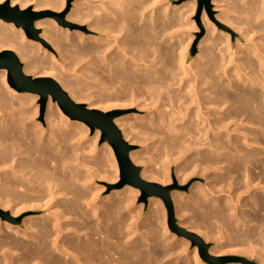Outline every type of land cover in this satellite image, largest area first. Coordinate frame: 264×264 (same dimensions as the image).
Returning <instances> with one entry per match:
<instances>
[{
  "label": "bare ground",
  "instance_id": "obj_1",
  "mask_svg": "<svg viewBox=\"0 0 264 264\" xmlns=\"http://www.w3.org/2000/svg\"><path fill=\"white\" fill-rule=\"evenodd\" d=\"M5 1L0 0V3ZM86 1L97 4H75L67 21L89 23L90 32L106 33V39L69 32L57 27L51 19L38 21L35 27L43 29L40 41L56 50L62 61L60 64L59 57L40 53L42 43L25 41L23 33H20L21 40L18 39L12 25L0 21V51L14 47L20 61L25 62V74L63 80L62 89H72L69 96L77 103L84 100L80 94L84 95V90L90 87L82 88L68 76L69 71L78 66L84 78L98 79L104 110L118 102L127 103L128 107L136 106L139 110H151L155 118L153 127L157 128L149 129L147 133L159 136L162 148L169 156L188 161L181 180L186 181L194 173L211 178L207 187L199 184L187 196L172 194L178 215L185 218L190 210H194L201 212L206 221L240 225L254 219L264 227V0H243L245 7L240 16H247L244 21L240 16L238 20L247 29L236 28L243 30L245 39L252 38L251 32L259 37L257 41L253 40L255 37L250 39L253 44L244 58V55L233 57L230 48L224 44V54H215L211 48L206 52L202 49V55L198 56L202 61L197 60L192 71L186 66V56L178 52L179 47H166L165 42L160 43L166 31L157 24L161 21L143 18L142 13L150 7V0ZM65 2L12 0L11 4L16 7L20 3L21 10H30V3H35V11L51 9L58 13ZM224 2L214 0L219 6ZM222 7L218 20L232 25L235 19L232 21L226 13L227 8ZM216 40L214 37L211 42ZM207 41L205 39L203 45ZM6 76L7 71L2 70L3 84ZM8 91L0 85L2 206L10 209L13 216L25 211L49 213L44 218L25 220L22 227L0 222V264H165L162 260L167 257H179L181 251L168 246V242L162 244L165 245L164 253L159 249L156 251L161 246V239L154 241V248L146 238L135 242L130 223L134 199L132 187L122 192L124 194L117 191L106 197V204L98 197L101 190L93 181L109 180L115 168L108 146L106 150L88 146L93 155V161L89 162L84 153L88 150L85 142L88 129L84 124L69 123L57 105L51 106L49 102L46 111L48 131L36 121L38 106L33 103L38 96L13 90L11 92L18 95L14 99L9 97ZM88 107L94 109L96 105L93 103ZM124 120L117 118L115 123L127 140ZM127 128L132 131L134 126ZM96 137H100L99 132ZM139 154L131 152V160L138 162ZM90 163L96 169L89 165V170ZM86 167L89 172L83 171ZM149 175L144 172L142 177L150 181L153 177ZM231 189L263 192L254 195L255 209L248 214L237 210L234 197L227 198L224 203L215 200L217 194ZM194 224L190 218L181 223L193 230ZM211 252L217 253L213 249ZM162 255L166 258L160 260ZM193 262L201 264L196 249Z\"/></svg>",
  "mask_w": 264,
  "mask_h": 264
},
{
  "label": "rangeland",
  "instance_id": "obj_2",
  "mask_svg": "<svg viewBox=\"0 0 264 264\" xmlns=\"http://www.w3.org/2000/svg\"><path fill=\"white\" fill-rule=\"evenodd\" d=\"M7 1L11 2L12 0H7ZM7 1H5V2H7ZM150 1H151L149 3L150 7L144 13H142L143 18L147 17V20H150V19L156 20L157 19L156 22L161 21V22H158L157 24L159 26L162 25L161 26L162 30H163V28H165L163 31H165V30L166 31L168 30V31L167 32L165 31V33L163 32L164 33V35H162L163 38L161 39V42L160 41H158V42H160L162 44H164L163 42H165V44H167V45H165L166 47L167 46L171 47L173 45H175L176 47H179L180 51L178 50V52L179 53L181 52V54L186 56L185 57L186 66H187L188 70H190V71H192V69H194L193 68L194 63L197 60H198V62L202 61V59L200 57H198V56H200V54L202 55V51L206 52L209 48H211V50L215 54L219 55V54H224L226 52V47L228 46L231 50L230 54H232L233 57H235V58L240 57L241 58L244 55L242 57V58H244L246 55L245 53L249 52L248 48H250L253 44V42L251 43L250 39L255 37V38H253V40L254 39H256V41L259 40V37L257 35L253 36L254 35L253 32H251L252 38L245 39V38H243L244 37L243 33H242L243 30L239 31V28H242L241 26H243L244 29H245V27L247 29V26H245V24H242L238 20L241 18H242V20L246 19L247 15L244 14V16H242V17L240 16V14L242 12L241 9H243V6L245 7V4H244L245 0L244 1L243 0H228V2H227V0H225V2L222 3L220 6L218 4H215L214 0H211L209 7L206 4H203L202 6H200L199 0H154V2L152 0H150ZM4 3L1 2L0 4H4ZM84 3L89 4V5L90 4L96 5L97 4V2H88L86 0H66L64 8L62 9V11H60L58 13L56 11L51 10V9H39L38 11H35L36 10L35 9V6H36L35 3H30L31 5L29 6V8H32V10L35 12L50 11V12H52L58 16L64 15V22L67 25L61 24L56 17L45 18V19H51L52 21L56 22L57 27H59L61 29L62 28L68 29L69 32H83L87 36L89 35L91 37L98 38V39H102V38L106 39V36H105L106 33L102 34L101 31H99V30H94L96 32H93V31L90 32L89 27H88L89 23L81 24V23H78L75 21H67L66 18L70 14V12L74 9L75 4L77 5V4H84ZM222 5H224L225 8H227V9H225V10H227L226 13L229 14L228 15L229 17L231 16L230 18H233L232 21L235 19L234 20L235 23L236 24L240 23L239 24L240 26L238 24L236 25L233 21V24L236 26L235 27L233 26V28H232L233 24L232 25L230 24L228 26V24L224 23V21L222 22L221 20H218V16H221L222 9H224L222 7ZM16 6H19L21 9L20 3L17 4ZM24 10H26V9H24ZM239 16L241 18H239ZM163 17H165V19ZM2 23H5V22L2 21ZM5 24H8V23H5ZM157 24H155V26L157 28H160V27H158ZM172 24L174 27H172ZM11 25H12V31L17 33L18 39L21 40L20 33H23L25 41L26 40L30 41V42H32V44L42 43V41H40V38H39V40L29 39L27 37V34L24 31V29L17 28L14 24H11ZM70 25L77 26V27L73 28ZM237 26L239 27L238 29L236 28ZM0 29H1V27H0ZM36 29H38L40 31V33L38 34V37H40L43 29H41V28H36ZM236 29H237V31H235ZM168 32L170 34H168ZM214 37L217 39L216 40L217 43H216V41L214 43L211 42L212 38H214ZM219 38H221V39H219ZM205 39H207L208 41L206 43H204V45H203V41ZM42 44H41L42 46H39L40 53L45 52L47 54H52L54 56H57V58L59 57L57 55L56 50H54L52 47L48 46V44H46V42L44 44V41H43ZM179 45H181V46H179ZM195 45L197 48V54L193 58H191V51L193 50ZM182 46H183V48H181ZM187 46H188V48H187ZM209 46H211V47H209ZM215 48H217V49H215ZM45 49H47V50H45ZM4 51H12L16 54V50L14 49V47H13V49L12 48L5 49ZM0 52H2V51H0ZM238 52H240V55L238 54ZM235 55L236 56L238 55V57H236ZM58 60H59L60 64H62L60 57ZM21 63L24 66L25 62H21ZM69 72L70 73L68 74V76L70 77V79L73 83L81 86L82 88L90 86V87H87L85 89L86 91L84 90V92H83L84 95L80 94L81 98H83L84 100H81L78 103L86 104L87 106H90L94 103L96 105V108H94V109L99 110V111H103V112H113V111L122 112L121 116L118 118H121V117L125 118L124 122L126 124V129L128 130V136H129L128 137L129 139H127V141L131 145L135 146V150L133 152H137L138 154L140 153L139 159H141V160L138 159V162H134V161H132V162L137 167L141 168V175L142 176H143L144 172L147 175H148V173L150 175H152L151 177H153V179L150 180L149 182L157 183V184H160L162 186H169V185H173L174 180H176L179 186L188 187V191L176 190L172 194L183 195V196H187L189 194L190 190L199 184H201L202 186L204 185L206 187L208 186V184L210 183L209 181H211L210 176L209 177L204 176V175L199 176L200 174L198 175V173L191 174V176L186 181L184 180V182L181 180L183 177L182 171L185 170L184 168L186 166H188V163H187L188 161L179 160L178 156L177 157L172 156L173 158L171 156H169L166 151L164 152V149L162 148V145H161L162 143L160 142L161 140H160L159 136L155 137V135H152L153 132H150V134H149V132L147 133V131H149V129H156L157 128L155 126L153 127L154 121H152V120L155 118H154L153 112L151 110H149L148 108H144V110L143 109L139 110V108L136 106H133V107L129 106L128 107V105H126L127 103L124 104V103H119V102H118V104L112 103V105L114 107L109 108L107 110H104L103 104L100 103L101 94H100L99 88L97 87L98 86V81H97L98 79L95 80V79L87 78L86 76L84 78L81 74V72H83V71L80 72V67H78V66L76 68H73V70H71ZM54 74H56V72H54ZM26 75L34 78L33 74H26ZM84 75H85V73H84ZM39 78L53 79L61 87H62V84H64L63 80L57 79V77H54V76H47V77L45 76V77H39ZM0 85L2 87H4V89L6 91L10 90V92L9 91L7 92L9 97H12L14 99H16V97H18V95L16 93L11 92L15 89H13L8 83V71H7L5 84H3V80L0 78ZM4 85H6V86H4ZM5 87H7V89ZM66 92L69 94V92L72 93L73 91H72V89H69V90L67 89ZM20 94H26V93L20 92ZM27 94H30V93H27ZM33 96H38V95L34 94ZM33 96H32V98H34ZM37 98L38 99L35 100L33 103L34 106H38L37 107L38 108V114L36 116V121L38 123H40L41 126H43V128H45L46 130L49 131V127L46 126V111H47V109L45 111L44 116H41L40 96H38ZM49 102H51L50 103L51 106L56 104V103H53L52 98H50ZM119 104H120V106H119ZM97 105H99V106H97ZM47 107H48V105H47ZM57 107L59 108L58 105H57ZM62 114H63V112H62ZM61 120L62 119L59 120L60 123H62ZM157 121H158V119H157ZM68 122L71 123L72 121L69 119ZM83 126L88 129L87 134H85V140H86L85 142L88 144L87 145L88 150L85 151L84 153H85V156L87 157V160L89 162L93 161V159H92L93 155L89 153L90 147H88V146H94V148L100 149V150L102 148H103L102 150H106V148L108 146L109 149L113 153V157H114V161H115L114 164H115V168H116V169L115 168L112 169L113 177L112 178L110 177L109 180L104 179V178H101V179L99 178V179H96L95 181H93V184L95 183L94 186L98 189L100 188V190H101V192H99L100 194L98 193L99 194L98 197L102 200L103 204H106L107 203L106 197L108 198V196H112V194H114L117 191L118 192L121 191L120 194H124L126 191L131 190V189H129V186H125L122 189H115V186H117L120 183V170H119L117 159L115 157V154H114L112 147L107 142L101 144V142H100L101 141V132L100 131L97 130V131H95V133H91V130L89 127H87L86 125H83ZM127 126L128 127L134 126L135 129L133 128L132 131H134L135 134L133 133V135H132V131L129 128H127ZM143 126L145 128H148V129H144ZM129 131L131 133H129ZM97 132H99V134H100V137H98V138L96 137ZM136 133H137V135L140 134L139 136H142V135L143 136L142 137L136 136ZM154 137H155V139H154ZM140 142H142V143H140ZM143 143H144V145H143ZM142 155H143V157H142ZM89 165L94 167L93 164H91V163L88 164V167H89ZM91 166L89 167V170H90ZM88 167H86L83 171L87 170V172H89ZM116 171H117V173H116ZM153 180H156V181H153ZM132 190H134L133 191L134 195H132L133 196L132 199L133 198L134 199H133V202L131 201L132 202L131 205L133 207L131 206L132 211H131V218L130 219L132 221H130V223L132 224L133 238H134L135 242H137L138 239L139 240L143 239L142 241H145V240L148 241L149 240L148 242H150V244L152 243L151 245L153 246L157 240L161 239L160 240L161 246H160V248H157L156 251H158V249H159L160 252L164 253V250H165L164 246L165 245H162V244H167V242H168V246L171 245V247H176L177 251H179V250L181 251V254L179 255V257H176L173 259L169 258V257L166 258L162 255L160 257V260L166 258L167 260H162L164 263L166 262L165 264H167V262H169V261H170L169 262L170 264H187V263L188 264H194L195 263V262H193L194 249L191 248V243L188 242L187 240H185L183 238L181 239V238L177 237L176 235H174L173 233H171V231L168 227L167 210L165 208L163 201L159 198H151L148 200L147 204H145L144 202L141 201V191L139 189H136V188L135 189L133 188ZM243 190L244 189L234 191L231 189V190H229L230 193L227 190L228 192L226 191V192H222V193L217 194L216 196H218L219 198L217 197L215 200H219L221 202L223 201L222 203H224L225 200H227V198H229V197L233 198L234 197V199H236V201H235L236 205L235 206H236L237 210L238 211L240 210L242 212H246L249 214V213L253 212L255 209L254 208L255 204H254V200H253L254 195H256L257 193H259L258 195H260L261 192H263V191L262 190H258V191H254V190L246 191L245 190V191H243ZM122 192H124V193H122ZM135 192H136V194H135ZM235 192H236V194H235ZM240 192H242V193H240ZM243 193H245V194H243ZM241 201L243 203L242 206H241ZM156 202H158V203H156ZM173 202H174V200H173ZM237 202L238 203L240 202V203L238 204ZM0 204H1L0 205V222L6 223V224L10 223V224H13V225L19 226V227L20 226L22 227L25 220H28L32 217L33 218H44L49 213L47 211H41V210H38V212H36V211L35 212L34 211H25L21 215L13 216L12 211L10 209L3 208L1 200H0ZM159 204H161V206ZM154 205H156V206H154ZM238 205H240L241 207ZM238 208H240V209H238ZM251 209H253V210H251ZM1 213L5 214V216H3ZM199 213L194 212V210H193V212L190 210L189 213H187L185 215V218H184V216L178 215V211L176 210V206H175V214H176L177 220L179 221V224L181 225V223L184 220H188L189 218L191 219V222H193V224L195 222L196 225L194 224V226H193L194 230L189 229L185 225L184 226L181 225V226L183 228L189 230V231L194 232V233L197 232L196 234H198V232H199L198 235L205 242L213 244L212 249L217 252L216 254L213 253V255H215L217 257L245 258L249 261H253V262H256L258 264L264 263V260H263L264 259V257H263L264 256V233H263L264 227H261L257 222L254 221V219H252V220L250 219V221L248 220L245 224L243 223L240 225L235 224V222L234 223L233 222L230 223L228 221L219 222L217 220H215L216 222L214 220H211L212 223H210L211 221L204 220L202 213L201 212H199ZM197 219H198V221H197ZM198 222H199V224H198ZM200 222H202V223H200ZM259 226H260V228H259ZM257 227H258V229H257ZM138 229H139V231H138ZM156 231H158L159 233L157 234ZM142 236H143V238H141ZM158 237H159V239H158ZM150 240H152V241H150ZM185 242L187 243V246H185V244H186ZM153 248H154V246H153ZM195 249L197 250V256H198V259L201 262V264H206L199 257L198 249L197 248H195ZM212 249H211V251H212ZM260 260H262V261H260Z\"/></svg>",
  "mask_w": 264,
  "mask_h": 264
},
{
  "label": "water",
  "instance_id": "obj_3",
  "mask_svg": "<svg viewBox=\"0 0 264 264\" xmlns=\"http://www.w3.org/2000/svg\"><path fill=\"white\" fill-rule=\"evenodd\" d=\"M200 6L206 4L208 7L211 0H199ZM48 17H56L61 24L64 22V15L58 16L50 11L35 12L32 10H21L19 6L12 7L11 2L0 4V21L14 24L22 28L29 39L39 40L40 31L35 24ZM75 28L77 26L70 25ZM197 54L196 45L191 51V58ZM8 71L9 85L21 93H30L40 96L41 116H44L52 98L63 114L72 122L82 123L90 128L91 133L101 132V144L107 142L113 149L120 170V183L115 189H122L125 186L133 187L141 191V201L147 204L151 198H159L163 201L167 210L168 227L174 235L183 238L191 243V248L198 249L201 260L206 264H258L245 258L238 257H217L211 253L213 244L205 242L198 234L183 228L176 218L175 205L172 193L188 191V187L179 186L174 180L173 185L162 186L143 179L141 168L137 167L131 160L130 154L135 150L123 136V133L116 125L115 120L122 112H103L90 109L86 104L77 103L62 87L50 78H33L24 72V66L12 51L0 52V71ZM3 216L5 214L1 213ZM264 264V263H262Z\"/></svg>",
  "mask_w": 264,
  "mask_h": 264
}]
</instances>
